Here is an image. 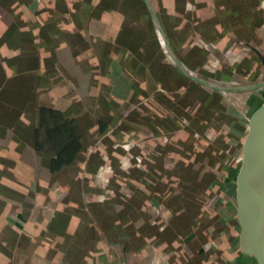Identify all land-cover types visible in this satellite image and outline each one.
Segmentation results:
<instances>
[{
  "label": "trees",
  "instance_id": "obj_1",
  "mask_svg": "<svg viewBox=\"0 0 264 264\" xmlns=\"http://www.w3.org/2000/svg\"><path fill=\"white\" fill-rule=\"evenodd\" d=\"M171 1L159 0L157 14L183 66L222 85L244 83L240 78L252 71L250 52L260 54L258 42L263 40L257 42V34L264 38L256 0H227L205 22L202 0ZM36 2L34 18L14 17L0 36V46L16 44L15 56L0 58V126L13 129L36 154L50 158L51 182L55 188L67 186L65 204L78 205L69 213L50 204L52 217L39 235L61 237L62 264L91 258L90 248L97 260L104 255L109 264H164L163 258L175 256L177 241L194 225L210 240L215 232L207 231L209 220L201 221L212 214L209 208L221 204L215 206L216 197L206 198L217 187L208 150H220L223 142L211 118L225 120L233 110L229 103L242 105L248 92L201 87L167 62L143 0H76L73 5L56 0L53 7ZM172 4L189 8L190 21L184 17L180 25L183 36L171 31L172 24L182 21L176 22ZM97 13L118 15L111 36L97 37L89 30ZM239 24L249 36L237 42ZM64 46L68 62L60 64L56 51ZM114 56L132 80L130 94L122 100L111 96L105 78ZM4 66L14 74L4 76ZM74 70L82 76L80 90L77 77L71 76ZM48 93L66 106H54ZM189 99L193 107L186 106ZM39 114L52 121L38 122ZM154 171L158 175L152 177ZM0 193L25 199L1 184ZM24 204L35 208L34 220L46 216L41 203ZM126 211L134 212L132 226L120 224ZM86 224L89 230L77 235L75 229ZM209 242L190 250L187 259L197 257L198 264H205Z\"/></svg>",
  "mask_w": 264,
  "mask_h": 264
},
{
  "label": "crops",
  "instance_id": "obj_2",
  "mask_svg": "<svg viewBox=\"0 0 264 264\" xmlns=\"http://www.w3.org/2000/svg\"><path fill=\"white\" fill-rule=\"evenodd\" d=\"M97 1L98 0H90V3H96ZM143 1L145 9L148 12L146 1ZM158 1L159 0H149L155 9V12H157ZM161 1L167 2V5L172 2L171 0H160V2ZM263 1L264 0H256L254 2L258 5ZM42 2L45 7H53V5L56 3V0H42ZM70 2H72L73 5L76 0H70ZM199 3H202L200 8H202L203 11V14H201L200 18L202 22H205L208 21L209 16L214 13V10H217L220 5L227 4L228 2L227 0H202ZM234 3H241L243 6L244 4L248 5L250 2L248 3V1H246L242 3L237 1ZM38 4L39 3H37L36 0H0V36L3 30L14 19V17H21L22 19H25L35 16L34 11L37 10ZM172 6L175 11V17L177 18L176 22L179 20L182 21L176 27L172 24L171 31L177 30V35L183 36L184 30L180 25L182 24L184 26V17H186L184 18L187 20L186 23L190 21L191 16L187 13L189 8L182 5L176 6V4H172ZM74 12L75 11H73V13ZM148 13L153 26V31H155V34L157 35L160 49L166 56L165 60L167 62H171V64L174 66L171 57H169L167 51L164 49L162 40L158 31L156 30L150 12ZM185 14H188V18ZM36 17L39 21H42L40 16L36 15ZM112 17L113 19H111ZM118 19L119 17L116 14L110 15L108 13H97L95 17L90 20L89 30L91 33L96 34L97 37L111 36L112 29L114 27L113 23ZM65 46L62 49L56 51L60 64H63V62H68L67 57L69 53L66 48L67 46ZM15 48L16 44L14 45L11 41L4 43L2 46H0V58L4 60L6 58L15 56ZM45 55V52H42L40 55L41 64H43L42 59ZM113 59L114 62L108 69L109 72L105 76L106 82L109 85L111 90L110 94L112 97L114 96L120 100L126 99L131 91L130 86L132 80L130 74L123 69V66L120 65L119 57L114 56ZM2 63L5 64L4 62ZM4 67V76H12L14 74L9 68L6 66ZM70 72L73 73L71 76L77 77L76 86L80 90V84L82 81V76L79 74L80 72L75 70ZM59 90L61 93L64 91L61 88ZM80 92L81 91H78V93ZM49 94L50 93H48L47 96L54 99V102L52 103L54 104L56 102L54 106H62V108L66 106V102L62 101L65 105H63L61 102L63 99L57 98V96L53 93H51L52 95ZM37 120L40 123L52 121V119L46 114H39ZM49 160L50 158L48 157L36 154L34 150L31 149V146L23 141L19 134L17 135L13 129L0 126V184L12 191L24 195L25 197L23 201V198L21 199V197L18 198V196L15 197L13 195L3 196L0 193V198L2 200V207H0V264H62L61 248L58 247L61 237L42 238V236L39 234L41 230L45 229L47 221L50 219V217H52L53 209L48 208L50 204H53V208H56V206L58 207L59 205L60 207L65 208L69 213L75 212L78 209V205L64 203L68 188L65 184H60L59 188H55V184H53L50 180L49 169L47 168V162H49ZM87 167L88 165H85L83 168ZM6 171L8 172L6 173ZM213 190H215L214 187L210 190V193L206 195V198H218V195H214L213 197L211 196ZM26 201L29 204H31V202H37L36 206L41 203L42 207L45 208L46 216H39L38 219L34 220L35 208L29 207L28 205L24 206V202L26 203ZM82 203H84L85 206L91 204L89 201H84ZM218 203L221 204V206L216 209L217 213H219L222 207L224 209L226 208V204L223 200ZM218 203L216 202V204ZM209 212L212 213V216L215 213L214 210L211 212L210 208ZM133 216V211H126L122 213L119 219L120 224L132 226L134 223L132 222ZM229 216H227V218H229ZM225 222L226 220L223 222L224 225L226 224ZM224 225L222 228H224ZM89 228L90 226L86 224L83 228L78 227V229H75L76 231H74L78 235L79 233H82V231L89 230ZM211 229L216 232L215 227H212L210 223L207 227V231H212ZM68 232L72 233V230L69 228ZM219 237L220 235L218 236L215 233L213 237H210V240H207V238L204 239V236L201 235L200 231H196V225H194L187 233L183 235L181 239L177 241L175 256L171 255L163 258V263L198 264L197 257L194 260L190 259L191 261L187 259L188 256H190V250L193 251V249L197 248V246L203 247L206 242L212 241L211 243L209 242L210 249L209 252H207L206 260L204 262L205 264H216V249ZM26 241L28 243H26ZM244 245H246V243L243 244V246ZM90 250L92 251L91 258H87L85 260L80 259L77 264H109L104 255L102 258L97 260V253L93 248H90ZM247 251L251 252L249 249Z\"/></svg>",
  "mask_w": 264,
  "mask_h": 264
},
{
  "label": "water",
  "instance_id": "obj_3",
  "mask_svg": "<svg viewBox=\"0 0 264 264\" xmlns=\"http://www.w3.org/2000/svg\"><path fill=\"white\" fill-rule=\"evenodd\" d=\"M145 1L164 49L171 57L176 69L189 80L205 88H213L222 92H248L264 89L263 82L227 86L189 72L172 50L157 12L149 0ZM260 59L264 63L261 55ZM263 119L264 100L249 110L232 131L226 144L234 152L236 144L240 142L242 155L237 156L238 165L225 163L228 181L234 189V205L218 240L216 264H248L242 255L243 244L252 243L264 233V158L258 160L264 155V134L258 127V123Z\"/></svg>",
  "mask_w": 264,
  "mask_h": 264
},
{
  "label": "rangeland",
  "instance_id": "obj_4",
  "mask_svg": "<svg viewBox=\"0 0 264 264\" xmlns=\"http://www.w3.org/2000/svg\"><path fill=\"white\" fill-rule=\"evenodd\" d=\"M253 9V8H252ZM256 10H259L258 13L260 17L263 18L264 21V1L260 2L258 5L256 4L255 7ZM249 15L252 16L251 10L247 9ZM240 25V26H239ZM236 29V38L235 40L238 42V40L242 41V39L245 40L247 35L249 36V33H247V30L242 26V24H239ZM247 33V34H246ZM257 39H255L257 42L259 40H263L258 42L260 54L257 55V53L250 52L249 57L250 59L248 62V65H251L252 71L248 73V75L240 78V80L244 83L240 85H248L255 82H263L264 83V63L260 59V55L264 58V38H261L259 34H257ZM259 39V40H258ZM239 41V42H240ZM256 55L258 59L256 61H252L256 58ZM203 87V86H202ZM193 99L196 101L200 100V95L196 94ZM189 99V107H193L194 100ZM246 100L242 105H237L234 103H229L228 107H233V110L230 112L225 120L221 119L219 117L211 118V124L215 127V129L221 134L222 136V144H220V150L216 151L214 148H211L208 150L209 156L213 159V163L211 165V169L215 168V173L217 174V181H215L213 184H215L217 187L215 190L212 191V197L214 195H218V198L214 202L215 206H217L216 202L224 201L226 204V208L223 207L219 211V213L216 212V207L211 209L214 210L213 216L210 215L209 218L203 217L201 222L209 220L211 223V226L215 227L216 229V235H220L222 231V226L224 225V221H228L229 213L232 210V207L234 205L233 199H234V189L232 187V184L228 181L227 175H226V164H237V156H241V148H240V142L236 144L235 151L233 152L232 149L228 148L227 141L230 138V134L232 131L237 127V124L245 117V115L249 112L251 108H253L256 104H259L264 100V89L263 90H253L248 91V94L245 98ZM185 106V105H184ZM258 127L261 131H263L262 134H264V119L261 120L258 123ZM161 132V131H160ZM241 141V140H240ZM228 148V149H227ZM264 155L260 157L258 160H263ZM238 165V164H237ZM157 171H154L152 173V177L157 176ZM205 201V198H204ZM204 203V202H203ZM225 226V225H224ZM247 247L246 245H244ZM243 246L242 255L245 259V261L248 262V264H264V239L262 242V245L260 247V251L256 254H252L251 252H248V248H245ZM263 250V252H262ZM251 255V256H250Z\"/></svg>",
  "mask_w": 264,
  "mask_h": 264
},
{
  "label": "bare ground",
  "instance_id": "obj_5",
  "mask_svg": "<svg viewBox=\"0 0 264 264\" xmlns=\"http://www.w3.org/2000/svg\"><path fill=\"white\" fill-rule=\"evenodd\" d=\"M240 50V49H239ZM238 50V51H239ZM236 65V64H235ZM222 73V72H221ZM218 75V74H217ZM193 86V85H192ZM164 91V90H163ZM174 100V99H173ZM263 239H264V233L263 235L258 238L257 240L253 241L252 243H248L246 244L247 248L251 251V253L253 254H256L258 253L261 249V245H262V242H263Z\"/></svg>",
  "mask_w": 264,
  "mask_h": 264
}]
</instances>
